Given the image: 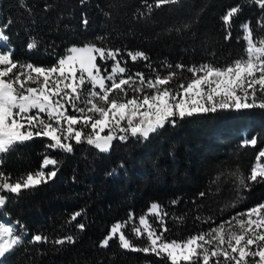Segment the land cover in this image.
<instances>
[{
  "label": "trees",
  "instance_id": "16d2710c",
  "mask_svg": "<svg viewBox=\"0 0 264 264\" xmlns=\"http://www.w3.org/2000/svg\"><path fill=\"white\" fill-rule=\"evenodd\" d=\"M26 4L30 14L19 7L18 0H0V24L13 20L7 30L13 59L36 66H51L67 48L87 41L99 43L96 37L106 36L108 47L121 49L129 73L142 72L147 78V63L157 68L165 60L173 66L223 65L237 58L244 47L243 41H238L244 22L251 23L256 36H264V28H257L261 18L258 7L243 6L232 20L231 38L225 40L221 16L231 7L244 5L245 0H182L179 5L154 9L147 19L134 18L138 9L144 10V0H86L83 4L81 0H26ZM30 37L39 41L34 50L26 47ZM137 50L149 60L131 61L127 51ZM189 76L179 73L173 86L181 79L186 83ZM253 136L257 145L240 147L244 139ZM48 143L47 138L34 137L0 157V171L10 176L11 182L38 170L45 154L59 161L56 177L47 183L19 195L4 193L7 202L0 211L12 223L23 224L28 235L13 252L0 258V264H165L154 254L121 249L115 239L107 248L99 243L115 222L127 220L130 212L136 217L143 215L153 202L168 213L164 217L167 240H183L213 226L201 223L196 216L202 220L213 217L219 224L264 203V182L252 183L250 190L239 194L242 199L223 181L218 193L216 185L209 188V181L221 171L250 173L259 151L264 150V109L194 115L175 127L166 125L147 141L116 140L106 154L86 143L72 141L71 153L47 149ZM121 161L125 168L118 175H106ZM201 191L206 192L203 198L198 196ZM209 191L212 194H207ZM173 200L178 203L172 204ZM232 202L237 206L229 207ZM81 210L83 215L70 221L72 214ZM176 217H184L183 223H177ZM81 223L83 230L77 227ZM35 234L50 240L72 235L75 242L32 244L29 241ZM126 234L139 247L146 243L127 229Z\"/></svg>",
  "mask_w": 264,
  "mask_h": 264
},
{
  "label": "snow or ice",
  "instance_id": "6c2138e0",
  "mask_svg": "<svg viewBox=\"0 0 264 264\" xmlns=\"http://www.w3.org/2000/svg\"><path fill=\"white\" fill-rule=\"evenodd\" d=\"M85 2L81 0L82 4ZM181 2L152 0L149 3L144 0V10L138 9L134 18L147 19L154 9ZM18 4L31 13L26 0H18ZM243 6L258 7L261 18L257 21V28H264V0H245L244 5L231 7L221 16L226 30L225 40L231 38L232 20ZM12 23L9 18L0 24V157L34 137L47 138L50 143L46 148L51 150L71 153L74 141L77 145L86 143L98 153L106 154L116 140L126 142L135 138L147 141L166 125L175 127L178 121L194 115L264 109V36H256L250 22L240 26L238 41H243L244 47L237 58L223 65L173 66L165 60L157 68L147 63L150 70L147 78L142 72L129 73L121 49L108 47L106 36L96 37L99 43L87 41L67 48L64 55L57 57L56 63L48 67L20 63L13 59L14 52L7 34ZM82 23L86 27L87 18ZM183 27L186 29L189 25ZM175 31L181 29L176 28ZM38 44L35 37H30L26 47L34 50ZM127 56L133 62L149 60L139 50L127 51ZM182 72L190 73L187 82L181 79L173 86V80L178 79ZM257 143V137L253 136L244 139L240 147ZM262 158L264 150L259 151L256 163L246 176L238 169L221 171L209 181V188L216 185L218 193L223 184H231L238 193L237 199H242L239 194L250 190L252 183L264 182ZM49 166L52 169L46 172ZM58 166V159L45 154L38 170L28 172L14 182L0 171V208L7 202L4 193L19 195L22 190L47 183L56 177ZM124 168L121 161L118 168L111 169L106 175L116 176ZM207 194L212 193L209 191ZM205 195L204 191L198 193L200 198ZM176 203L177 200L172 201V204ZM236 206V202L229 205L232 208ZM82 215L83 210L76 211L70 221ZM167 215L155 202L144 215L136 217L130 212L127 220L110 227L99 246L107 248L115 239L121 249L154 254L165 264H264V203L238 212L219 224L213 217L202 220L196 216L195 219L201 223L213 226L183 240L165 238L168 229L164 217ZM151 217H155V224ZM176 221L183 223L184 217H176ZM77 227L83 230L85 225L81 223ZM126 229L135 239H144V246L135 245ZM27 235L24 225L18 221L16 224L0 222V258L13 252ZM29 242L63 246L75 241L72 235L50 240L46 235L35 234Z\"/></svg>",
  "mask_w": 264,
  "mask_h": 264
},
{
  "label": "rangeland",
  "instance_id": "374dc122",
  "mask_svg": "<svg viewBox=\"0 0 264 264\" xmlns=\"http://www.w3.org/2000/svg\"><path fill=\"white\" fill-rule=\"evenodd\" d=\"M107 131V130H106ZM104 134H106V132L104 133ZM261 162H263L262 160H261ZM255 163H256V161H255ZM254 163V164H255ZM45 171L47 172V171H49L48 169H45ZM151 205V204H150ZM150 207V206H149ZM149 207H148V209H149ZM148 209L146 210V212L144 213V214H146L147 213V211H148ZM143 214V215H144ZM152 219H153V223L155 224L156 223V221H155V217H151ZM0 222H10V223H12L9 219H8V216L6 215V214H4L3 212H1L0 211ZM116 223V222H115ZM12 224H14V223H12ZM18 231H19V229H17ZM144 240V239H143Z\"/></svg>",
  "mask_w": 264,
  "mask_h": 264
}]
</instances>
